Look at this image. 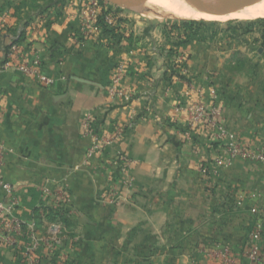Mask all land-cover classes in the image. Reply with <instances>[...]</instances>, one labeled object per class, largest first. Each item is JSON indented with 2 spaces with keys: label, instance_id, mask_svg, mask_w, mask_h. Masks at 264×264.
Instances as JSON below:
<instances>
[{
  "label": "crops",
  "instance_id": "1",
  "mask_svg": "<svg viewBox=\"0 0 264 264\" xmlns=\"http://www.w3.org/2000/svg\"><path fill=\"white\" fill-rule=\"evenodd\" d=\"M82 9V0H0V19L6 20L0 61L23 32L20 52L39 56L43 72L56 79L47 87L13 68L0 73L3 175L21 197L17 216L35 221L40 233L52 223L59 227V243L44 252V263L226 264L211 252L228 247L236 264H253L244 249L259 224L264 248V160L238 159L216 172L210 131L189 141L182 132L186 114L175 106L187 101V76L201 86L217 84L234 138L264 153V95L245 88L241 74L226 75L206 42L171 39L169 24L122 14L125 26L117 36L101 33L77 42ZM172 50L190 58L180 81L169 79L178 55ZM130 52L123 86L135 97L128 102L112 97L108 87ZM90 110L99 129L108 135L121 129L122 135L87 164L89 140L81 121ZM133 113L137 119L130 126ZM120 153L133 160L134 186L120 187L122 200L115 205L104 202L102 193L121 177L119 164H108ZM62 188L69 194L65 208L58 199ZM33 231L28 227L21 237L23 248ZM22 256V250L0 244V264H22Z\"/></svg>",
  "mask_w": 264,
  "mask_h": 264
},
{
  "label": "built area",
  "instance_id": "2",
  "mask_svg": "<svg viewBox=\"0 0 264 264\" xmlns=\"http://www.w3.org/2000/svg\"><path fill=\"white\" fill-rule=\"evenodd\" d=\"M83 9L79 16V30L74 35L77 42L85 41L97 34L104 33V25L125 26V22L118 20L122 17L116 9L112 8L104 0H82ZM102 14L101 20L98 15ZM5 18L0 19V30L6 25ZM19 35L15 38L18 39ZM14 42L7 53V60L0 61V73L9 68H13L23 74L38 79L47 87H52L56 79L52 75L45 74L42 70V61L39 56L30 58L24 56L17 44ZM132 52L127 57L121 59L113 70L108 91L114 98H121L126 101H132L135 97L134 92L127 91L123 86V80L127 75L128 68L131 64ZM187 58L185 53L176 55L175 69L180 75H186ZM174 68V66H173ZM174 70V69H173ZM172 71V70H169ZM175 80L181 79L179 76H173ZM182 80V79H181ZM186 90L183 93L187 97L186 102L176 104L177 112H184L187 118L186 127L182 130L184 137L189 141H194V135L210 131V142L217 143L216 153L213 159L216 167L215 171L228 168L238 159L245 160H264V153L247 147L241 141L234 138L231 130L223 116V108L220 104L219 89L215 84L207 85L208 87L197 84L195 78L187 76L185 81ZM206 89L209 93L210 103H206ZM136 114L131 116L130 126L136 122ZM83 136L89 140L86 153V163L105 155L107 148L112 145L122 135V130L118 129L112 135H108L97 127L96 114L93 111H87L81 121ZM108 164L118 165L121 177L113 185L106 187L102 193V199L109 204L118 205L122 200L120 187L131 188L134 186V179L129 170L133 165V160L127 153H120L115 160L108 159ZM5 165L4 146L0 143V190L5 194V198H0V244L6 245L12 249L22 250V264H46L44 263V252L49 248L55 247L59 243L57 236L59 227L57 223L48 226L47 232H38L35 221L27 223L17 216V211L22 207L21 197L18 195L15 186L6 180L3 175ZM264 201V193L260 196ZM60 206L65 208L69 203V194L65 189L58 192ZM264 213V207H263ZM264 223V220H263ZM34 229L30 233V243L24 248L21 245V237L26 230ZM36 229V230H35ZM262 224L253 230L247 240L244 254L247 259L253 263L264 261V248L262 245ZM50 249V250H51ZM212 256L222 259L226 264H236L235 258L228 247L215 249L211 252ZM49 264V263H47Z\"/></svg>",
  "mask_w": 264,
  "mask_h": 264
},
{
  "label": "rangeland",
  "instance_id": "3",
  "mask_svg": "<svg viewBox=\"0 0 264 264\" xmlns=\"http://www.w3.org/2000/svg\"><path fill=\"white\" fill-rule=\"evenodd\" d=\"M112 8L119 13L131 17L134 21H150L151 23L169 24L175 34H167L174 39L176 37L182 40H196L198 35L205 36V41L216 59L222 62V68L226 70V75H234L241 77L245 88L249 91L253 90L264 95V24L250 25L251 20L264 17H256L254 19H233L229 21H209L212 25L206 24L201 27L196 25L187 26L183 20L172 19H151L141 12L126 6L121 0L120 3L114 0H104ZM228 1V0H226ZM230 2V1H228ZM251 6V5H250ZM248 7V6H245ZM153 21V22H152ZM198 21V20H197ZM205 21V20H199ZM179 51V50H178ZM175 55L178 52L174 53ZM223 58V59H222ZM190 58H187V68ZM174 66V68H173ZM178 69L175 64H171L168 70ZM213 79L219 83V76L212 74ZM223 79L225 77L222 76ZM241 79V78H240ZM248 84L245 85V83ZM252 82L253 86L249 85ZM215 84V83H214ZM217 85V84H216ZM252 92V91H251ZM103 200V199H102Z\"/></svg>",
  "mask_w": 264,
  "mask_h": 264
},
{
  "label": "bare ground",
  "instance_id": "4",
  "mask_svg": "<svg viewBox=\"0 0 264 264\" xmlns=\"http://www.w3.org/2000/svg\"><path fill=\"white\" fill-rule=\"evenodd\" d=\"M120 3L121 0H114ZM131 9L151 19L229 21L264 17V1L230 8L226 0H123ZM214 6L218 7L215 8Z\"/></svg>",
  "mask_w": 264,
  "mask_h": 264
},
{
  "label": "trees",
  "instance_id": "5",
  "mask_svg": "<svg viewBox=\"0 0 264 264\" xmlns=\"http://www.w3.org/2000/svg\"><path fill=\"white\" fill-rule=\"evenodd\" d=\"M98 18L101 20L102 14L98 15ZM117 19L120 20V21H122V23L125 22V20L122 17H117ZM182 22L185 25H187V26L196 25L197 27H201V26H204L206 24L212 25L213 23H215V21L213 23H209V21H197V20H183ZM250 22H251L250 25H253V24H256V23L257 24H264V18H259V19H256V20H251ZM121 29H122V26H119V25L112 26V27H109L107 25H104V33L109 34V35H112V36H117L119 34L118 31L121 30ZM17 35H19V36H18V39H16V41H19V40H21V38L23 36V32H19V34H17ZM205 39H206L205 36L198 35V38H196V40H194V41H205ZM191 41L192 40H182L181 43H186V42H191ZM175 52H176L175 50H172L170 52V54H174ZM173 76H179L181 78L183 77L177 71H175V69L170 72L169 79L170 78H173ZM219 94L221 96L220 90H219ZM213 145L216 146V147L218 146L217 143H214Z\"/></svg>",
  "mask_w": 264,
  "mask_h": 264
},
{
  "label": "water",
  "instance_id": "6",
  "mask_svg": "<svg viewBox=\"0 0 264 264\" xmlns=\"http://www.w3.org/2000/svg\"><path fill=\"white\" fill-rule=\"evenodd\" d=\"M261 1L264 0H230L231 6L230 8H234V7H239V6H250V5H255ZM215 8H218L216 6H214Z\"/></svg>",
  "mask_w": 264,
  "mask_h": 264
}]
</instances>
